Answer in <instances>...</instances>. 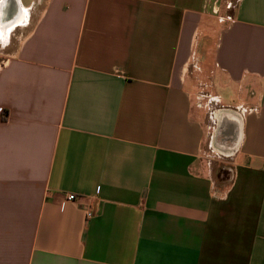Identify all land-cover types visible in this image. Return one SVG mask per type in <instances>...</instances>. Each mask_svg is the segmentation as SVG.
<instances>
[{
    "label": "crops",
    "instance_id": "crops-1",
    "mask_svg": "<svg viewBox=\"0 0 264 264\" xmlns=\"http://www.w3.org/2000/svg\"><path fill=\"white\" fill-rule=\"evenodd\" d=\"M5 1L0 264H264V0Z\"/></svg>",
    "mask_w": 264,
    "mask_h": 264
},
{
    "label": "rangeland",
    "instance_id": "rangeland-1",
    "mask_svg": "<svg viewBox=\"0 0 264 264\" xmlns=\"http://www.w3.org/2000/svg\"><path fill=\"white\" fill-rule=\"evenodd\" d=\"M25 4L29 3V0H24ZM38 12L39 10H42L46 4H47V0H38ZM20 30L17 29V31L15 33H13V39L11 42V46L8 49H5L2 47L3 45H1L3 42L2 40H0V66H2L6 60L9 58L8 53L11 52V50L13 51L17 45H18V41L19 38L21 36ZM5 33V32H4ZM210 154L208 156V160L211 164V167L213 168V170L217 173H219V175H221L222 173H224L225 175H227V168H228V161H224V159H220L219 155H216L215 153L209 151ZM226 169V170H225Z\"/></svg>",
    "mask_w": 264,
    "mask_h": 264
},
{
    "label": "bare ground",
    "instance_id": "bare-ground-1",
    "mask_svg": "<svg viewBox=\"0 0 264 264\" xmlns=\"http://www.w3.org/2000/svg\"><path fill=\"white\" fill-rule=\"evenodd\" d=\"M12 2L13 3H16L18 5V3L15 0H13V1L12 0H6L5 1V5H8V4L10 5ZM18 9H19V7H18ZM23 12L24 13L22 14V17L19 18V20H18L20 24L23 23L24 20L28 18V17H26V16H28V13L26 11H24V10H23ZM11 30H12V28L9 29V31H5V33H3V32L0 31V40H2L4 42H7L8 41L7 39L9 37V34L11 33Z\"/></svg>",
    "mask_w": 264,
    "mask_h": 264
},
{
    "label": "built area",
    "instance_id": "built-area-1",
    "mask_svg": "<svg viewBox=\"0 0 264 264\" xmlns=\"http://www.w3.org/2000/svg\"><path fill=\"white\" fill-rule=\"evenodd\" d=\"M240 111H241V114L244 115V113H247V110L245 108H240ZM67 201L69 202H76L78 201V198L76 195L74 194H70L67 196ZM86 213H87V217L88 218H92L94 217L95 213L91 210H86Z\"/></svg>",
    "mask_w": 264,
    "mask_h": 264
}]
</instances>
